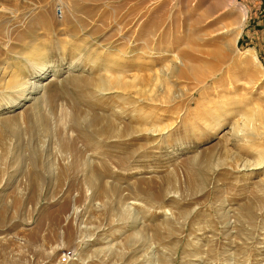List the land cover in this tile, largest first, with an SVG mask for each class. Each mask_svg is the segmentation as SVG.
<instances>
[{"label":"rangeland","instance_id":"374dc122","mask_svg":"<svg viewBox=\"0 0 264 264\" xmlns=\"http://www.w3.org/2000/svg\"><path fill=\"white\" fill-rule=\"evenodd\" d=\"M0 264H264V0H0Z\"/></svg>","mask_w":264,"mask_h":264},{"label":"bare ground","instance_id":"6f19581e","mask_svg":"<svg viewBox=\"0 0 264 264\" xmlns=\"http://www.w3.org/2000/svg\"><path fill=\"white\" fill-rule=\"evenodd\" d=\"M241 35L239 34L238 36H237V39H236V42H237V40L239 39V37H240ZM218 56V55H217ZM180 59V64L181 65H183V68H184V66H185V62L181 59V58H179ZM251 62H254V65H256V66H260V63H259V60H258V58L255 56V55H252V57H251ZM186 69V68H185ZM191 70V69H190ZM175 71L177 72V71H179V69L176 67V69H175ZM181 73L183 72V70L182 71H180Z\"/></svg>","mask_w":264,"mask_h":264}]
</instances>
